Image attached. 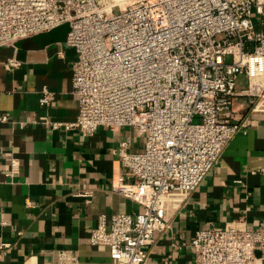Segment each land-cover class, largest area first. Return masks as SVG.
Segmentation results:
<instances>
[{"label":"built area","instance_id":"built-area-1","mask_svg":"<svg viewBox=\"0 0 264 264\" xmlns=\"http://www.w3.org/2000/svg\"><path fill=\"white\" fill-rule=\"evenodd\" d=\"M64 24L78 115L52 128L130 127L144 137L138 153L119 144L126 173L112 186L140 211L99 217L90 243L108 249L109 264H147L146 246L169 228L167 197L195 191L245 132L233 102L244 98L248 115L264 98V0H0V47ZM49 98L44 90L39 103ZM187 247L192 264H259L264 233L202 229ZM51 255L80 264L74 252Z\"/></svg>","mask_w":264,"mask_h":264},{"label":"crops","instance_id":"crops-1","mask_svg":"<svg viewBox=\"0 0 264 264\" xmlns=\"http://www.w3.org/2000/svg\"><path fill=\"white\" fill-rule=\"evenodd\" d=\"M67 33L64 24L0 47V264H52L57 250L74 252L80 264H109L108 249L90 243L99 217L140 211L112 186L126 173L116 149L126 141L129 152H141L142 135L130 127L90 136L52 128L78 115ZM44 90L47 106L39 103ZM233 108L235 118L246 117L245 132L195 191L167 197L169 228L146 246L147 264H192L187 245L202 229L264 233V98L248 115L244 98ZM255 255L264 264V250Z\"/></svg>","mask_w":264,"mask_h":264}]
</instances>
